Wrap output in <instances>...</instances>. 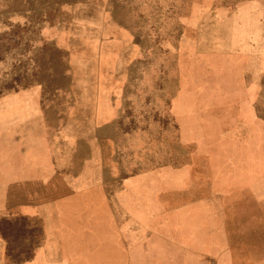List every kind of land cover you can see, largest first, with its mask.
I'll return each instance as SVG.
<instances>
[{
  "label": "rangeland",
  "instance_id": "1",
  "mask_svg": "<svg viewBox=\"0 0 264 264\" xmlns=\"http://www.w3.org/2000/svg\"><path fill=\"white\" fill-rule=\"evenodd\" d=\"M11 93L49 174L0 264H264V0H0Z\"/></svg>",
  "mask_w": 264,
  "mask_h": 264
},
{
  "label": "crops",
  "instance_id": "2",
  "mask_svg": "<svg viewBox=\"0 0 264 264\" xmlns=\"http://www.w3.org/2000/svg\"><path fill=\"white\" fill-rule=\"evenodd\" d=\"M38 110L41 108L20 94L0 96V199L2 190L16 189L22 177L27 182L28 176L49 174L43 151L29 150L37 137H48V124L44 125L43 114L35 112ZM4 204L18 205V202Z\"/></svg>",
  "mask_w": 264,
  "mask_h": 264
}]
</instances>
